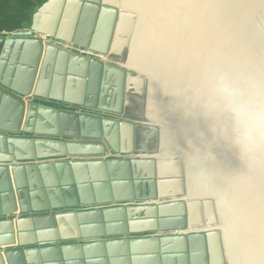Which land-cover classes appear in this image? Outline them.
Listing matches in <instances>:
<instances>
[{
	"label": "water",
	"instance_id": "1",
	"mask_svg": "<svg viewBox=\"0 0 264 264\" xmlns=\"http://www.w3.org/2000/svg\"><path fill=\"white\" fill-rule=\"evenodd\" d=\"M3 34L0 264H264V156L191 102L264 91V0H47Z\"/></svg>",
	"mask_w": 264,
	"mask_h": 264
},
{
	"label": "clouds",
	"instance_id": "2",
	"mask_svg": "<svg viewBox=\"0 0 264 264\" xmlns=\"http://www.w3.org/2000/svg\"><path fill=\"white\" fill-rule=\"evenodd\" d=\"M216 137L236 150L242 164L264 156V91L234 86L221 78L192 99Z\"/></svg>",
	"mask_w": 264,
	"mask_h": 264
},
{
	"label": "trees",
	"instance_id": "3",
	"mask_svg": "<svg viewBox=\"0 0 264 264\" xmlns=\"http://www.w3.org/2000/svg\"><path fill=\"white\" fill-rule=\"evenodd\" d=\"M45 1L47 0H0V33L28 27L32 14Z\"/></svg>",
	"mask_w": 264,
	"mask_h": 264
},
{
	"label": "flooded vegetation",
	"instance_id": "4",
	"mask_svg": "<svg viewBox=\"0 0 264 264\" xmlns=\"http://www.w3.org/2000/svg\"><path fill=\"white\" fill-rule=\"evenodd\" d=\"M126 112H128L125 116L130 117L133 120H142V118L138 115V112L141 111V101L138 99V95L134 94L133 92L130 94V103L126 104L125 106ZM89 112H94V114H101L106 113L108 114V117H113V114L110 112L92 109L89 110Z\"/></svg>",
	"mask_w": 264,
	"mask_h": 264
},
{
	"label": "crops",
	"instance_id": "5",
	"mask_svg": "<svg viewBox=\"0 0 264 264\" xmlns=\"http://www.w3.org/2000/svg\"><path fill=\"white\" fill-rule=\"evenodd\" d=\"M3 33H5V34H7V35H8V33H7V32H2V34H3Z\"/></svg>",
	"mask_w": 264,
	"mask_h": 264
}]
</instances>
